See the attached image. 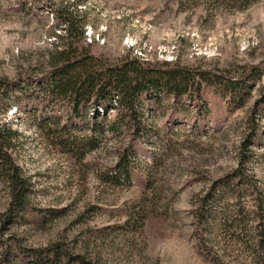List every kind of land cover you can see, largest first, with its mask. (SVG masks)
<instances>
[{
    "label": "rangeland",
    "instance_id": "1",
    "mask_svg": "<svg viewBox=\"0 0 264 264\" xmlns=\"http://www.w3.org/2000/svg\"><path fill=\"white\" fill-rule=\"evenodd\" d=\"M65 18L110 60L211 70L216 82L198 95L143 96L144 137L111 129L116 110L76 117L38 85L68 42ZM246 73L243 96L230 99L219 75ZM0 77L23 87L11 89L12 108L0 95V122L19 131L12 152L29 181L27 208L0 222V259L7 244L40 253L59 243L105 264H215L196 234L200 196L241 161L264 195V0H0ZM9 201L0 175V220ZM220 232L214 223L213 238Z\"/></svg>",
    "mask_w": 264,
    "mask_h": 264
},
{
    "label": "trees",
    "instance_id": "2",
    "mask_svg": "<svg viewBox=\"0 0 264 264\" xmlns=\"http://www.w3.org/2000/svg\"><path fill=\"white\" fill-rule=\"evenodd\" d=\"M65 21L68 42L38 85L48 95L67 99L76 117L89 110L97 117L104 110L103 118L107 119L111 110H116L115 118L109 123L111 129H118L125 124L132 130L133 136L144 137L149 135V131L147 124L143 125L142 122L143 96L154 99L162 91L178 97L194 92L198 95L203 82H216V74H211V70L176 64H152L138 56L110 60L82 46L80 42L84 39V32L75 35L73 19L65 18ZM85 24V20H81L80 27L83 28ZM249 74H243L238 80L226 74L219 75V79L222 78L219 81L230 99L243 96ZM18 87L23 88L17 81L0 77V95L7 108L14 106H9L11 89ZM24 92L23 89L21 93ZM105 123L108 122L104 119L93 121L94 126ZM18 135L19 131L12 122H0V175L8 183L10 198L4 217L0 220L2 224L9 219L15 221V217L28 205L29 181L12 152L14 138ZM243 163L241 161L235 171L223 176L202 194L195 208L199 245L205 256L215 264H264L263 190L258 187L257 178L244 169ZM118 166L126 178L130 177L126 157L121 156ZM242 184L248 185L246 189L256 193L251 194L253 202L243 200V194L240 193ZM218 185L227 192H220ZM218 198L224 199L221 209L214 204ZM214 223L221 231L216 238L212 236ZM6 248L0 264H27L30 259H26L27 255L37 258L39 264H105L99 258L74 252L59 243L44 247L40 253L33 248L25 249L21 244L14 248L7 244ZM44 255L46 258H43Z\"/></svg>",
    "mask_w": 264,
    "mask_h": 264
},
{
    "label": "built area",
    "instance_id": "3",
    "mask_svg": "<svg viewBox=\"0 0 264 264\" xmlns=\"http://www.w3.org/2000/svg\"><path fill=\"white\" fill-rule=\"evenodd\" d=\"M16 110H17V109H15V110H12V109H11V111H12L11 114H14V113L16 112Z\"/></svg>",
    "mask_w": 264,
    "mask_h": 264
}]
</instances>
